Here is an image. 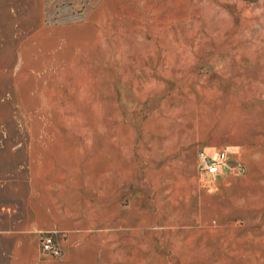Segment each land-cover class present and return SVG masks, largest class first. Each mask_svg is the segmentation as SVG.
<instances>
[{
  "label": "rangeland",
  "instance_id": "374dc122",
  "mask_svg": "<svg viewBox=\"0 0 264 264\" xmlns=\"http://www.w3.org/2000/svg\"><path fill=\"white\" fill-rule=\"evenodd\" d=\"M203 148L233 153L223 178L202 181ZM37 163L53 214L61 183L109 191L96 264H264V0H0L7 250L55 231L21 201Z\"/></svg>",
  "mask_w": 264,
  "mask_h": 264
},
{
  "label": "crops",
  "instance_id": "0c3cea01",
  "mask_svg": "<svg viewBox=\"0 0 264 264\" xmlns=\"http://www.w3.org/2000/svg\"><path fill=\"white\" fill-rule=\"evenodd\" d=\"M37 164H28L30 167H27L26 164L27 172L28 170L29 172L24 181L27 182L31 193L23 195L21 201L24 204L26 212L33 219L35 217L39 218L41 214L43 217L50 216L52 221L48 228L50 227L55 231L60 230L64 233L65 241L63 243L66 249L64 257L55 261L42 257L39 253L40 251H38L39 245L36 230H29L30 232L8 231L4 235L7 237V240L9 239L8 242L10 241V248L7 250L4 246L0 245V264H96L97 261L101 263V259L99 258L101 252L96 255L93 248H96L94 244L96 238H98L97 248L99 251L103 250L105 235L107 242L110 240L111 199L109 191L105 193L104 187H96L92 191L94 194L92 199L88 200L87 192L89 190L86 186L79 187L75 185V188L72 189L69 184L65 185L61 183L58 190L60 189L63 194L62 200H60L62 205L58 208L55 206L53 214L48 210V207L46 208V202L43 200L45 198H42V195L39 194L41 183L44 182L42 177L43 175L46 176V173L42 172L39 163ZM228 167L229 165L217 177V180L226 175ZM67 181L69 180L67 179ZM71 191L77 192L78 197H74ZM2 210L9 211L8 213L10 214L14 211L11 207H7L6 209L1 208ZM64 224L67 227H63ZM80 226H84V228ZM44 228L42 224L41 227H37L36 229ZM28 242L35 245L34 247L39 257L27 258L23 255V250Z\"/></svg>",
  "mask_w": 264,
  "mask_h": 264
},
{
  "label": "built area",
  "instance_id": "2783aa9c",
  "mask_svg": "<svg viewBox=\"0 0 264 264\" xmlns=\"http://www.w3.org/2000/svg\"><path fill=\"white\" fill-rule=\"evenodd\" d=\"M233 154L229 148H203L197 153V167L202 181L211 180L212 182L220 176L227 165H229V157ZM237 171H241L240 165L236 167ZM55 231L39 232L37 234L39 251L50 258L60 259L63 256V249L56 241Z\"/></svg>",
  "mask_w": 264,
  "mask_h": 264
}]
</instances>
